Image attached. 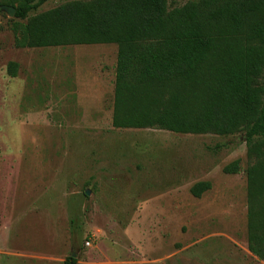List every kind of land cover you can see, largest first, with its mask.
<instances>
[{"label":"rangeland","instance_id":"rangeland-1","mask_svg":"<svg viewBox=\"0 0 264 264\" xmlns=\"http://www.w3.org/2000/svg\"><path fill=\"white\" fill-rule=\"evenodd\" d=\"M70 1L89 0L29 17ZM13 21L0 11V264H264L247 250L242 133L114 129L117 47L17 49Z\"/></svg>","mask_w":264,"mask_h":264},{"label":"trees","instance_id":"trees-1","mask_svg":"<svg viewBox=\"0 0 264 264\" xmlns=\"http://www.w3.org/2000/svg\"><path fill=\"white\" fill-rule=\"evenodd\" d=\"M0 0L15 9L17 49L117 47L111 125L180 135L242 133L247 250L264 262V0ZM26 21L25 24L20 23ZM19 66L7 65L17 77ZM225 174L240 172L235 161ZM208 182L193 185L199 198ZM64 264H76L69 256Z\"/></svg>","mask_w":264,"mask_h":264},{"label":"water","instance_id":"water-1","mask_svg":"<svg viewBox=\"0 0 264 264\" xmlns=\"http://www.w3.org/2000/svg\"><path fill=\"white\" fill-rule=\"evenodd\" d=\"M0 11L5 12L11 18H13L14 14H15V9L14 8H10L8 6H0ZM72 257L74 258L75 256L72 255Z\"/></svg>","mask_w":264,"mask_h":264},{"label":"crops","instance_id":"crops-1","mask_svg":"<svg viewBox=\"0 0 264 264\" xmlns=\"http://www.w3.org/2000/svg\"><path fill=\"white\" fill-rule=\"evenodd\" d=\"M94 87H95V85H94ZM88 91L90 92V93H94L95 92V90L93 89V88H91V89H88ZM249 252V251H248ZM250 254V253H249ZM251 255V254H250ZM252 256V255H251ZM252 257H254V256H252ZM254 258H256V257H254ZM257 259V258H256ZM259 261V260H258ZM262 262V261H261ZM264 263V262H263Z\"/></svg>","mask_w":264,"mask_h":264}]
</instances>
